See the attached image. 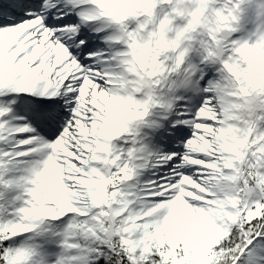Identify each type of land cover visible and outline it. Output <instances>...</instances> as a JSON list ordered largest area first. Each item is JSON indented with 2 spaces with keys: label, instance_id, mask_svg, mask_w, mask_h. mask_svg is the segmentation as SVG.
<instances>
[{
  "label": "snow or ice",
  "instance_id": "obj_1",
  "mask_svg": "<svg viewBox=\"0 0 264 264\" xmlns=\"http://www.w3.org/2000/svg\"><path fill=\"white\" fill-rule=\"evenodd\" d=\"M0 264H264V0H0Z\"/></svg>",
  "mask_w": 264,
  "mask_h": 264
}]
</instances>
